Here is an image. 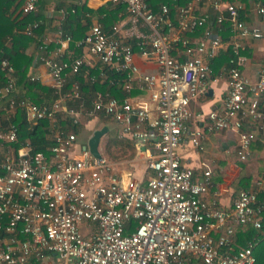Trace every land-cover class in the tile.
<instances>
[{"label": "built area", "instance_id": "obj_1", "mask_svg": "<svg viewBox=\"0 0 264 264\" xmlns=\"http://www.w3.org/2000/svg\"><path fill=\"white\" fill-rule=\"evenodd\" d=\"M16 2L22 15L37 14L40 0ZM110 2L140 18L151 37L133 47L119 38V26L106 31L95 22L74 42L88 55L62 59L55 48L50 56L42 43L38 61L48 67L58 94L51 103L17 95L13 65L7 57L0 60V264H253V248L264 234V172L248 188L231 192V177L214 181L210 161L199 160V171L182 164L181 144L186 140L201 153L208 133L230 130L236 133V159H250L252 143L264 139V62L254 80L243 73L246 39L263 38L264 26L240 18V0H166L156 11L148 0ZM254 10L264 16V0H256ZM38 24L28 22L20 32L34 37ZM64 40L71 37L58 28L56 45ZM226 50L227 66L217 69ZM136 53L153 61L155 70L140 73ZM92 57L125 73V91L136 79L149 101L96 92L84 107L77 81L62 88L68 75L94 66ZM222 74V106L193 112L190 102ZM17 110L31 124L49 121V154L19 139L11 121ZM86 115L115 122L118 134L146 158L143 177L123 171V161H111L99 145L98 157L88 149L74 154V127ZM226 194L229 203L223 205ZM246 225L256 234L240 245L235 227Z\"/></svg>", "mask_w": 264, "mask_h": 264}, {"label": "crops", "instance_id": "obj_2", "mask_svg": "<svg viewBox=\"0 0 264 264\" xmlns=\"http://www.w3.org/2000/svg\"><path fill=\"white\" fill-rule=\"evenodd\" d=\"M240 1L244 5V10L241 13V19H243L248 24L258 23L264 26V16H260L254 10V4L256 0ZM73 4H83L92 10L89 13L86 11L81 13L82 24L86 25L87 29L92 23L100 22L102 24V19L105 15H108L109 17H114V20L112 21V24L108 29L110 30L112 25L119 26L117 35L123 41L129 43L135 42L136 44V42L143 37H151L150 29L140 18L129 16L125 12L124 7L121 4L112 3L110 2V0H40L37 13H41L44 16V19L41 20V22H43L45 26L41 35L42 41L44 43L48 44L51 41L56 43L57 30L59 28L60 22H62L63 20L64 12L68 5L71 6ZM102 8L105 9L104 12H100V9ZM204 9L207 10L209 8ZM246 45L248 60L243 68V73L251 80H254L257 77V72L260 65L264 62V37L259 39H253L249 37L246 39ZM55 48H59L58 55L62 58H72L77 54L80 55L82 53L88 55L84 47H78L76 45L72 46L71 41L64 40L63 42L57 44ZM26 52L32 55L34 58L33 64L28 69V74L36 75L39 82L44 85L51 86L53 81L49 74L48 67L36 60L37 55H39V48H37L35 41L29 44V46L26 48ZM222 53L223 51H221L217 58V69L223 67V64H221ZM50 56H53V51ZM91 62L93 63V65H96L98 63V61L93 57L91 58ZM134 62L139 68L140 73H149L155 70L154 62L145 60L141 55H139V53L135 54ZM103 77V75H99V78L102 79ZM225 78V74H222L219 76L217 81L210 83V86L205 94L200 95L190 102V109L193 112H207L211 109H219L222 106V98L226 87ZM128 92V96L133 100L146 102L149 101L147 92L139 88L136 79L132 80V86ZM109 120H111L114 125L113 130H116L118 132L119 129L116 126L115 122L110 118ZM190 121L192 123L193 118ZM255 141L251 146L252 154L250 159L245 163H241L236 159L234 154L236 133L233 131L221 130L215 133H208L203 140L204 149L201 153H195L194 151H192L189 148V144L186 142V140H184V142H182L181 144L183 152L182 164L195 167L196 169H198L197 171H199L201 170L200 168H198L199 160L205 159L210 161L212 163L214 181L217 182L222 178L231 177L228 185L230 186L231 192H236L237 190H235L234 188V182L242 174L248 173L247 170L251 164L254 168L249 171L252 173L250 185L253 180L256 179L259 175H257L255 169L264 168V144L259 145V143H256ZM254 143L255 145H253ZM85 144L86 143H83V141L77 139L74 154L79 155ZM232 172H234L233 177L230 176ZM135 175L138 178L143 177V173H140L138 171L135 172ZM220 203H222L223 205H227L229 203V195H224L220 199Z\"/></svg>", "mask_w": 264, "mask_h": 264}, {"label": "trees", "instance_id": "obj_3", "mask_svg": "<svg viewBox=\"0 0 264 264\" xmlns=\"http://www.w3.org/2000/svg\"><path fill=\"white\" fill-rule=\"evenodd\" d=\"M148 1L150 2L153 11L158 9L160 3L166 2V0ZM17 8L18 3L16 0H0V60L2 57H7L13 65L16 76V86L19 91L17 95L28 98L36 104H49L58 97L57 91L52 86H47L38 80L30 79L28 69L33 64L34 58L26 52V48L31 42L35 41L37 48L44 43L41 38L45 27L43 22H41V20L44 19V16L41 13L22 15L17 11ZM72 9H74L73 12ZM85 11L89 13L92 10L83 4L68 5L64 12L63 20L60 22L59 28L61 29L63 35H69L71 37L72 46H74V42L81 39L87 31V26L83 25L81 21V13ZM104 11L105 9H100V12ZM240 18H242L241 13ZM34 20L39 22L38 27L35 29L34 37L20 32V30L23 29L28 22H32ZM113 20L114 17H109L108 15H105L102 19V24L106 31H109L108 28L112 24ZM223 26L225 27V33H223V37L225 38L227 34H229V26L226 24ZM130 44H132L133 47H136L135 42ZM46 45V53H49L56 47V43L52 41ZM228 55V50L221 54V64H223V67L227 66ZM38 56L39 55H37L36 60H38ZM62 59H65V57ZM101 72L106 74L105 78H99ZM91 77H94V79H91ZM124 78L125 73L115 72L98 62L92 67L82 66L77 73L68 75L66 83L62 89H69L72 82L77 81L81 91L83 106L89 107L90 101L96 92H108L119 99L127 97L129 92L123 89ZM3 82V72L0 70V85ZM4 100L5 99H2L1 102ZM66 104L69 106H76V103L70 100L67 101ZM84 118H86L85 120L90 119L88 115ZM11 121L17 124L19 133L18 136L21 141L28 140L34 152L49 154L53 145V140L49 132V121L46 118H41L37 120L35 124H31L24 117L21 110H17L11 118ZM61 123L64 124L65 121H61ZM80 127L81 124L74 127L75 131L78 132ZM113 138V143L130 149L128 157L133 156L136 148L129 140L121 137L116 130H114ZM255 142L259 143V145H263L264 139L258 137ZM253 145H255V143ZM263 171L264 168L256 169L257 175H260ZM251 178V172L242 174L234 182L235 190L249 187ZM255 234V229L249 225L241 227L237 226L235 227L234 239L240 245H246L247 240L251 239ZM253 253L256 258L253 264H264V234L260 235L257 244L253 248Z\"/></svg>", "mask_w": 264, "mask_h": 264}, {"label": "rangeland", "instance_id": "obj_4", "mask_svg": "<svg viewBox=\"0 0 264 264\" xmlns=\"http://www.w3.org/2000/svg\"><path fill=\"white\" fill-rule=\"evenodd\" d=\"M86 118L81 119V127L79 128L77 139L80 141H83V143L87 142V137L91 135V133L95 129H99L102 126H107L109 131L101 138L99 143L100 150L104 153L105 156H107L111 161L117 162V161H123L122 169L125 172H130L133 175H135V172H140L145 174L147 171L146 169V158L143 154H138L136 151L133 154V156L128 157L129 154V148H126L124 146H120L119 144L113 143V136H114V125L111 122V120L108 119H102L100 117L96 119H89L85 120ZM118 140V139H117ZM115 141V140H114ZM117 142V141H116ZM118 143V142H117ZM253 165L251 164L248 168V172L253 169ZM256 170V169H255ZM250 173V172H249ZM53 259V257H52ZM50 264H54L52 261Z\"/></svg>", "mask_w": 264, "mask_h": 264}, {"label": "water", "instance_id": "obj_5", "mask_svg": "<svg viewBox=\"0 0 264 264\" xmlns=\"http://www.w3.org/2000/svg\"><path fill=\"white\" fill-rule=\"evenodd\" d=\"M107 126H102L99 129H95L91 135L88 137L86 144L83 146V149H88L90 153L96 157L100 155L98 151V145L101 138L108 132Z\"/></svg>", "mask_w": 264, "mask_h": 264}]
</instances>
